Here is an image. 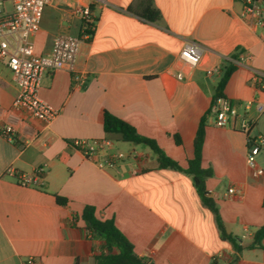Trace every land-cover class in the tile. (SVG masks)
<instances>
[{"label": "crops", "instance_id": "crops-1", "mask_svg": "<svg viewBox=\"0 0 264 264\" xmlns=\"http://www.w3.org/2000/svg\"><path fill=\"white\" fill-rule=\"evenodd\" d=\"M152 3L159 11L155 20L140 14L144 0L45 5L39 28L30 35L39 54L50 53L57 33L79 35L78 4L89 5L96 19L90 38L80 42L74 68L49 69L41 77L39 96L58 109L48 124L12 108L18 87L0 60V127L11 123L16 130L13 140L0 133V264H96L103 241L85 227L80 217L85 205H92L100 219L112 218L134 251L154 264H210L212 259L225 264L234 255L235 264H264V250L250 245L264 222V177H251L245 161L247 138L264 132V87L259 86L264 85V29L240 19L238 0ZM189 41L202 53L191 68L178 59ZM230 62L236 67L223 95L237 114L228 126L214 124V110L207 116L201 165L212 169L206 189L226 231L241 244L239 251L219 237L190 174L157 167L147 146L123 141L102 126V112L108 110L185 167L198 121L212 106L221 68ZM213 67L219 70L208 74ZM75 137H107L112 149L138 151L140 171L130 172V159L98 167L71 144ZM120 142L130 146L122 148ZM257 160L264 168V146ZM38 166L44 171L37 185L18 183L17 174H32ZM55 195L66 203L56 202Z\"/></svg>", "mask_w": 264, "mask_h": 264}, {"label": "built area", "instance_id": "built-area-1", "mask_svg": "<svg viewBox=\"0 0 264 264\" xmlns=\"http://www.w3.org/2000/svg\"><path fill=\"white\" fill-rule=\"evenodd\" d=\"M53 0H0V60H4L12 72L18 92L12 101V108L22 110L28 115L48 124L57 114L58 109L44 101L39 96L40 81L46 70L66 67L73 69L77 58L80 42L90 38L95 26V16L87 4H78L75 13L79 17V35L57 33L52 40L49 54L36 53L30 35L39 28L42 11L45 5ZM241 4L240 19L249 26L264 29V0H238ZM14 35L13 41L10 36ZM201 49L189 41L180 49V63L191 68L201 59ZM218 67L207 69L211 74ZM178 79L183 78L182 71L176 73ZM256 81L260 78H255ZM264 87L263 83H259ZM262 105H258V110ZM237 114L236 105L226 96H216L214 99V124L228 126ZM13 124L7 123L0 127V133L8 140L15 136ZM71 144L87 159L92 160L98 167H113L120 162L131 160L130 172L138 173L137 164L139 152L132 149L123 151L112 149L111 140L107 137H75ZM264 146V134L256 133L247 138L245 161L253 178L264 177V168L258 163L257 154ZM6 171L13 174L12 167ZM44 171L43 166L36 167L32 174L19 173L17 181L22 185H37ZM233 188H228L231 192ZM28 262H32L28 259Z\"/></svg>", "mask_w": 264, "mask_h": 264}, {"label": "trees", "instance_id": "trees-1", "mask_svg": "<svg viewBox=\"0 0 264 264\" xmlns=\"http://www.w3.org/2000/svg\"><path fill=\"white\" fill-rule=\"evenodd\" d=\"M140 14L149 20H155L159 17V11L154 7L152 0H144ZM235 67L236 65L230 62L221 68V75L215 85L212 106L201 115L198 121L193 139V156L187 160L185 167L166 155L153 138L138 133L131 124L108 110L102 112V126L105 131L119 133L123 141L147 146L156 156L157 167H171L190 174L200 200L214 215L219 237L228 240L234 250L239 251L242 248L241 244L237 241L236 236L226 231L218 207L206 189L205 180L212 175V169L201 165L206 118L214 110L215 97L223 95V88ZM174 138L178 141L176 135H174ZM55 200L60 204L66 203V198L60 195H55ZM262 205L264 206V197L262 198ZM80 217L84 221L85 227L103 241L102 249L95 255L96 264H154L150 258L139 255L134 251L132 243L118 229L112 218L100 219L96 217L92 205H85L80 212ZM263 237L264 222L255 230L250 245L259 246L264 250V245L261 244ZM236 259L237 255H234L225 264H235ZM210 264L221 263L216 259H212Z\"/></svg>", "mask_w": 264, "mask_h": 264}, {"label": "rangeland", "instance_id": "rangeland-1", "mask_svg": "<svg viewBox=\"0 0 264 264\" xmlns=\"http://www.w3.org/2000/svg\"><path fill=\"white\" fill-rule=\"evenodd\" d=\"M214 77L218 78L217 75H214ZM261 123H262V121L259 122L258 126H260ZM256 133H258V132H255L254 134H256ZM259 133H263L264 134V132H259ZM120 144H121L122 148H128L130 146V143H127V142H120Z\"/></svg>", "mask_w": 264, "mask_h": 264}]
</instances>
